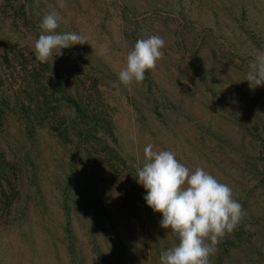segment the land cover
Listing matches in <instances>:
<instances>
[{
    "label": "rangeland",
    "instance_id": "rangeland-1",
    "mask_svg": "<svg viewBox=\"0 0 264 264\" xmlns=\"http://www.w3.org/2000/svg\"><path fill=\"white\" fill-rule=\"evenodd\" d=\"M63 2L0 0V54L34 56L42 18L57 11L56 31L87 42L47 63L96 79L131 170L111 176L84 164L44 127L29 134L7 112L0 153L16 170L17 198L0 223V264H160L178 240L160 226L162 215L147 206L135 178L148 143L192 170L204 168L241 203L245 215L216 245L211 264H264V84L250 90L242 81L264 52V0ZM152 35L165 40L163 57L142 83L123 85L127 53Z\"/></svg>",
    "mask_w": 264,
    "mask_h": 264
},
{
    "label": "clouds",
    "instance_id": "clouds-1",
    "mask_svg": "<svg viewBox=\"0 0 264 264\" xmlns=\"http://www.w3.org/2000/svg\"><path fill=\"white\" fill-rule=\"evenodd\" d=\"M59 7H65L63 0H59ZM60 21L55 10L42 18L41 34L34 43L36 61L47 63L52 59L53 64L56 57L63 55L61 49L87 42L85 36L76 32L58 33ZM164 46L165 40L158 35L138 39L127 53L125 66L118 73L119 81L125 86L142 83L146 70L155 69L163 57ZM107 51L102 46L101 53ZM242 81L248 82L250 90L264 84V52L250 63ZM144 160L135 177L147 192L143 199L153 212L162 215L160 226L178 240L161 254L160 264H211L216 245L237 228L245 215L233 189L202 167L192 170L185 166L173 151L154 150L152 143L144 148Z\"/></svg>",
    "mask_w": 264,
    "mask_h": 264
},
{
    "label": "trees",
    "instance_id": "trees-1",
    "mask_svg": "<svg viewBox=\"0 0 264 264\" xmlns=\"http://www.w3.org/2000/svg\"><path fill=\"white\" fill-rule=\"evenodd\" d=\"M0 60V126L6 113L14 112L29 134L35 126L44 127L84 164L111 176L131 170L118 153L111 113L95 78L84 74L76 79L19 50L3 51ZM250 136L262 146L258 135ZM16 198V170L0 153V223L6 222Z\"/></svg>",
    "mask_w": 264,
    "mask_h": 264
}]
</instances>
